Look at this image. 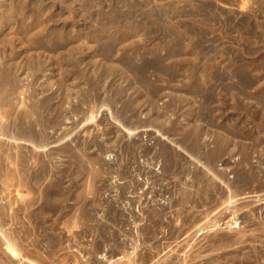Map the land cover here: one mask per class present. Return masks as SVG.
<instances>
[{"label": "rangeland", "instance_id": "rangeland-1", "mask_svg": "<svg viewBox=\"0 0 264 264\" xmlns=\"http://www.w3.org/2000/svg\"><path fill=\"white\" fill-rule=\"evenodd\" d=\"M21 259L264 264V0H0Z\"/></svg>", "mask_w": 264, "mask_h": 264}, {"label": "built area", "instance_id": "built-area-1", "mask_svg": "<svg viewBox=\"0 0 264 264\" xmlns=\"http://www.w3.org/2000/svg\"><path fill=\"white\" fill-rule=\"evenodd\" d=\"M19 264H34V263H32V262L29 261V260L21 259V260L19 261Z\"/></svg>", "mask_w": 264, "mask_h": 264}, {"label": "bare ground", "instance_id": "bare-ground-1", "mask_svg": "<svg viewBox=\"0 0 264 264\" xmlns=\"http://www.w3.org/2000/svg\"><path fill=\"white\" fill-rule=\"evenodd\" d=\"M128 133H129V134H131V132H130V131H129Z\"/></svg>", "mask_w": 264, "mask_h": 264}]
</instances>
